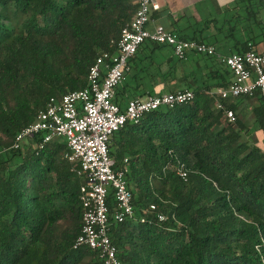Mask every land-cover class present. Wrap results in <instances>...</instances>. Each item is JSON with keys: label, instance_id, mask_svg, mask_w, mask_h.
Here are the masks:
<instances>
[{"label": "trees", "instance_id": "obj_1", "mask_svg": "<svg viewBox=\"0 0 264 264\" xmlns=\"http://www.w3.org/2000/svg\"><path fill=\"white\" fill-rule=\"evenodd\" d=\"M241 1L220 41L224 48L232 41L229 55H264V0ZM136 10L133 0H0V264H99L96 253L73 249L83 181L66 160V144L53 140L40 150L35 138L11 147L50 99L86 88L96 58L115 54ZM163 48L171 58H157ZM182 61L170 47L146 42L128 62L150 85L158 78L189 83L178 91L194 97L126 124L108 142L115 167L126 169L135 213L121 224L110 221L118 260L264 264V103L254 94L217 110L213 91L229 85L227 68L215 63L202 83L195 74L176 77L177 68L185 72ZM228 110L234 123L225 119ZM107 203L112 210L111 194ZM150 206L167 220L148 214Z\"/></svg>", "mask_w": 264, "mask_h": 264}, {"label": "built area", "instance_id": "obj_2", "mask_svg": "<svg viewBox=\"0 0 264 264\" xmlns=\"http://www.w3.org/2000/svg\"><path fill=\"white\" fill-rule=\"evenodd\" d=\"M165 0H137V10L131 23L122 29L114 55L103 53L96 58L88 72L87 86L83 90L70 92L61 99H50L33 124L24 128L16 137L12 149H19L35 138L40 139L36 148L53 140H63L68 149L66 160L74 166L77 177L82 179L79 202L82 210L80 234L73 249L81 247L97 254L99 264H120L117 250L110 240V221L121 224L134 219L132 194L125 178L126 169L115 167L109 156L108 142L126 124H136L144 115L162 108L171 109L193 100L189 90L147 96L133 99L121 108L114 102L117 87L123 81L128 62L146 42L168 46L178 60H185L189 53L216 56L211 44L195 40H182L162 26L149 30L152 14L161 10L160 2ZM231 75L226 88L216 89V109H222V102L252 97L258 94L264 103V55L247 52L243 55H229L219 58ZM228 123L236 117L225 111ZM3 151H0V154ZM126 162V161H125ZM186 181L185 172L178 173ZM111 194L113 209L107 203ZM158 222L167 217L156 213ZM111 215V220H110ZM140 223H146L142 217Z\"/></svg>", "mask_w": 264, "mask_h": 264}, {"label": "crops", "instance_id": "obj_3", "mask_svg": "<svg viewBox=\"0 0 264 264\" xmlns=\"http://www.w3.org/2000/svg\"><path fill=\"white\" fill-rule=\"evenodd\" d=\"M133 1L136 2L137 0ZM234 1L236 0H165L164 2H160L161 10L157 13L152 14L151 23L148 28L149 30H153L157 26H162L167 31L175 34L178 38L196 39L204 41V43H206V40H210L211 43L207 42L206 44L214 45L215 43L212 41L214 37H223L225 35L224 30L229 27V25L224 22L230 20V18L235 16L239 11L237 10L236 6L231 9V7L235 5ZM230 10H234L231 16H229ZM220 16H223L224 18L223 23L220 24L221 26L212 27V21H215ZM230 24L233 25L232 21ZM219 29H222V31H220ZM214 46L217 51L216 56L214 57V62L208 61L207 63L199 57H191V54L193 53H189L186 55L187 60H185V62L183 61L184 67L186 66L185 72H183L181 68H177L176 77H178L179 79V77H182L184 75H188V77H190L192 75L194 76L195 74L196 78L192 79L198 80V73L201 72L199 76L201 81V78L203 79L206 76L207 72L212 71L215 63L221 64L219 58L229 56V54L223 53L224 45H220L219 47L216 45ZM186 61H193L191 67L187 65ZM129 73H131V69L127 66V71L125 74L127 75ZM131 76L133 78L134 74ZM193 80L189 79L188 82H194ZM123 82L124 81L121 82V86ZM201 82L197 81L198 84H196L200 86L203 83ZM188 84L189 83L184 82L180 86L177 81H157L151 85H145L143 89L141 88L143 90V93L141 92L140 95L134 94L133 98L127 100L118 97L119 93L117 88L116 101L118 102V105L123 109L127 105V102L130 100L146 98L148 95L145 94H147L148 92H152V96L163 95L169 93L170 91L185 89ZM123 87L124 86H122V88ZM135 89L138 92L141 90L137 84L135 85V87H126V90H128L129 92H133ZM214 92L215 90L213 91V94Z\"/></svg>", "mask_w": 264, "mask_h": 264}, {"label": "rangeland", "instance_id": "obj_4", "mask_svg": "<svg viewBox=\"0 0 264 264\" xmlns=\"http://www.w3.org/2000/svg\"><path fill=\"white\" fill-rule=\"evenodd\" d=\"M235 2V5H233L232 7H231V9L233 8V7H235L236 6V8H238V10L240 11V9L242 8V6H243V3H242V1L241 0H236V1H234ZM233 11L234 10H230V13H229V16H231L232 14H233ZM236 12V11H235ZM223 20H224V18H223V16H220L219 18H217L215 21H212V27H218V26H221L220 24H222L223 23ZM230 20H232V17L230 18ZM227 25V24H226ZM243 26H246V23H243V25H242V27ZM241 36H243V35H241ZM239 37V36H238ZM237 37V38H238ZM242 38V37H241ZM240 38V39H241ZM216 41H215V44H216V46H220V45H224V42H222V41H220L221 39H222V37L221 36H218V37H216ZM213 42H214V39L212 40ZM207 42H210V40H206V43ZM211 43V42H210ZM232 44V41H230L229 43H228V45L226 46V49L225 48H223V53L224 54H229V48H227V47H229V45H231ZM191 55H193V56H195V54H191ZM197 55V54H196ZM156 56H157V58L159 59V58H162L163 60H167V59H169V58H171L172 57V54H171V51L168 49V48H163V49H160V50H158L157 52H156ZM198 56H201V55H198ZM192 57V56H191ZM204 57H206V58H209L208 56H204ZM200 58V57H199ZM206 58H203V60L205 61V62H207L208 63V60H206ZM190 59V58H189ZM185 60H187V59H185ZM185 60H183L184 62H185ZM182 61V62H183ZM187 62V65L189 66V67H191V64H192V62L193 61H186ZM148 65H145L144 64V67H147ZM133 68V67H132ZM139 68H136V69H131V73H129V74H125L124 75V78H123V84H122V86H124L123 88H122V86L120 85L119 87H117L118 89V93H119V95H118V97L119 98H123V99H125V100H127V99H130V98H133V96H134V94H138V95H140L141 94V92L143 93V87H145V85H150L148 82H146V81H144V80H142V72H140V70H138ZM155 67H153V68H151V72L153 73L154 71H155ZM149 70V69H148ZM159 70H164V67L163 68H158V69H156V71H159ZM135 75L133 78H132V76L131 75ZM199 74V76H200V74H201V72H199L198 73ZM207 74H208V72H207ZM199 76H198V78H199ZM159 80H161V78H158ZM158 80V82H160ZM139 85V84H142L143 85V87H140V91L138 92L136 89L133 91V92H129L130 91V87H129V91L128 90H126V87L127 86H131V87H135V85ZM126 86V87H125ZM145 89V88H144ZM125 90V91H124ZM60 141H62V142H64L63 140H60ZM24 143H26V140H24Z\"/></svg>", "mask_w": 264, "mask_h": 264}]
</instances>
